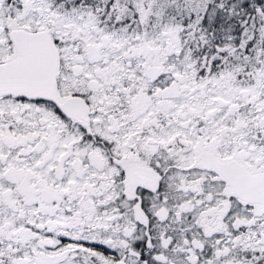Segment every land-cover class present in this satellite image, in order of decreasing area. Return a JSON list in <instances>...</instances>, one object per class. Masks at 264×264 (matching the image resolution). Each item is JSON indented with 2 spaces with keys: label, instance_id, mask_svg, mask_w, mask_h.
<instances>
[{
  "label": "snow or ice",
  "instance_id": "snow-or-ice-1",
  "mask_svg": "<svg viewBox=\"0 0 264 264\" xmlns=\"http://www.w3.org/2000/svg\"><path fill=\"white\" fill-rule=\"evenodd\" d=\"M0 264H264V0H0Z\"/></svg>",
  "mask_w": 264,
  "mask_h": 264
}]
</instances>
